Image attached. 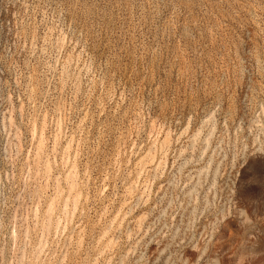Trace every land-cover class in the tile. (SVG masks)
<instances>
[{"label":"rangeland","instance_id":"rangeland-1","mask_svg":"<svg viewBox=\"0 0 264 264\" xmlns=\"http://www.w3.org/2000/svg\"><path fill=\"white\" fill-rule=\"evenodd\" d=\"M0 264H264V0H0Z\"/></svg>","mask_w":264,"mask_h":264}]
</instances>
